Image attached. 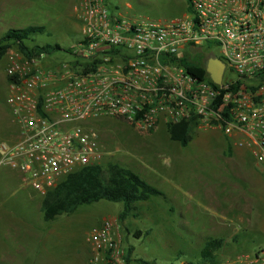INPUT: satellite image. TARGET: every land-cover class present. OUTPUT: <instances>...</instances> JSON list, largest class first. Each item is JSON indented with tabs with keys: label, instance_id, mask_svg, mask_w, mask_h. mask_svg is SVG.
<instances>
[{
	"label": "built area",
	"instance_id": "obj_1",
	"mask_svg": "<svg viewBox=\"0 0 264 264\" xmlns=\"http://www.w3.org/2000/svg\"><path fill=\"white\" fill-rule=\"evenodd\" d=\"M188 3L187 14L159 22L111 12L106 0H79L73 59L54 64L45 54L26 58L10 49L5 102L19 138L0 142V170L15 171L21 185L44 197L69 175L101 164L99 136L88 122L110 117L144 132L160 118L215 126L264 174V0ZM203 50L234 77L223 73L215 84L172 60H195ZM85 240L87 264H145L113 218L92 226ZM207 264H264V247Z\"/></svg>",
	"mask_w": 264,
	"mask_h": 264
},
{
	"label": "rangeland",
	"instance_id": "obj_2",
	"mask_svg": "<svg viewBox=\"0 0 264 264\" xmlns=\"http://www.w3.org/2000/svg\"><path fill=\"white\" fill-rule=\"evenodd\" d=\"M111 12L164 22L187 14L185 0H106ZM79 0H0V37L8 29L43 26L37 44H58L50 55L58 64L73 59L81 38ZM202 53L185 56L202 60ZM7 59L0 62V142L9 141L12 125L6 106ZM234 75L225 71L224 78ZM88 125L98 133L104 153L101 164L127 163L130 155L159 153V174L146 177L163 197L135 205L120 222L122 204L99 201L80 206L52 222H44L40 197L34 190L0 170V264H87L88 230L104 217L117 220L124 242L136 260L147 264H200V251L209 238H220V258L254 253L264 247V174L249 152L212 125L195 126L188 146L181 148L161 135L137 130L121 119L97 118ZM151 138V139H150ZM170 148L172 157L165 153ZM156 150V151H155ZM135 152V153H134ZM171 164H175L177 181ZM170 174V175H169ZM182 185L187 192L180 187ZM141 232L139 237L135 233ZM147 233V234H146Z\"/></svg>",
	"mask_w": 264,
	"mask_h": 264
},
{
	"label": "trees",
	"instance_id": "obj_3",
	"mask_svg": "<svg viewBox=\"0 0 264 264\" xmlns=\"http://www.w3.org/2000/svg\"><path fill=\"white\" fill-rule=\"evenodd\" d=\"M187 11L189 12L188 0H185ZM43 26H27L22 29H9L0 37V62L10 49H15L24 57L31 58L45 54L50 56L56 52H61L58 45L37 44L35 36L44 33ZM202 60L190 61L187 57L172 60L184 66L187 72L194 78L206 77L205 61L212 53L203 50ZM13 78L7 77V82ZM166 132L169 139L178 143L181 147H186L192 138V132L197 123L193 121H182L179 123H166ZM151 132V131H150ZM163 197L164 194L148 184L138 174L132 170L115 163H107L83 168L60 182L54 189L47 192L41 198L40 212L44 222H52L63 214H71L80 206H87L99 201L122 204V211L118 215V220L122 222L134 211L135 205L150 200L152 197ZM141 232L135 233L139 237ZM147 234V233H146ZM223 246L220 238H209L201 249L200 264L213 263L219 258L218 251ZM129 252L132 248L129 247ZM142 263L147 262L139 260Z\"/></svg>",
	"mask_w": 264,
	"mask_h": 264
},
{
	"label": "crops",
	"instance_id": "obj_4",
	"mask_svg": "<svg viewBox=\"0 0 264 264\" xmlns=\"http://www.w3.org/2000/svg\"><path fill=\"white\" fill-rule=\"evenodd\" d=\"M100 118H110V117H100ZM110 119H112V118H110ZM115 119H117V118H115ZM10 121H11V117H10ZM11 124L12 125L8 126V129H9L8 130L9 131V141L8 142H10V143L11 142H15L19 138V133H18L17 127L12 122H11ZM165 124L166 123L164 122L163 118H160L157 126L151 132H146V133H154L155 134V132L157 131L158 127L160 125H164V131H163L164 133L161 135L162 136L161 139L163 138L165 140V142L167 143L168 140L169 141H171V140L169 139V136H168V134L166 132V125ZM142 132H144V131H142ZM171 142H173V141H171ZM173 143H175V142H173ZM175 144L180 146L178 143H175ZM170 148H176V146H173V147L167 146V148L166 147L164 148L165 153H167L169 155V157L171 158V161H172L173 159H172V157L170 155L172 150ZM181 148H183V147H181ZM132 153L130 155H128V156H130V159L127 160V163L124 162L123 164H120V166L132 170L133 172L138 174L143 180L147 179L146 177L143 176L144 174H146V172L149 175H155V174H159L160 171L164 170V169L158 167V156H159V153L154 152L153 150H147V149H146L145 152L140 153V154L139 153H135V152H134L135 154H132ZM175 167H176L175 164L174 165L171 164L169 166V168H172L171 172L174 175L173 178L176 179V181H177V174H175V172H176L175 171ZM7 171H9V172H6L7 176H9L13 181H15V180L18 181V176H17V173L15 171H11L9 169H7ZM145 181L148 184H150L148 181H153V180H149L148 179V181L147 180H145ZM150 185H152V184H150ZM180 187L183 189L184 192H187V190H185V188L182 185H180ZM40 202H41V200L39 201V205H40Z\"/></svg>",
	"mask_w": 264,
	"mask_h": 264
},
{
	"label": "water",
	"instance_id": "obj_5",
	"mask_svg": "<svg viewBox=\"0 0 264 264\" xmlns=\"http://www.w3.org/2000/svg\"><path fill=\"white\" fill-rule=\"evenodd\" d=\"M224 69V63L219 58L212 55L207 58L205 63V71L213 83L220 84Z\"/></svg>",
	"mask_w": 264,
	"mask_h": 264
}]
</instances>
